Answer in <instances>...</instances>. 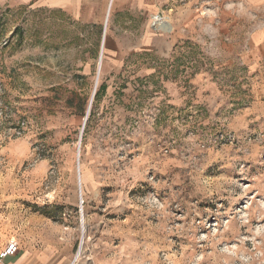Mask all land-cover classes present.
<instances>
[{"label":"rangeland","instance_id":"1","mask_svg":"<svg viewBox=\"0 0 264 264\" xmlns=\"http://www.w3.org/2000/svg\"><path fill=\"white\" fill-rule=\"evenodd\" d=\"M165 13L163 43L103 55L96 86L98 31L0 7V249L264 264V0Z\"/></svg>","mask_w":264,"mask_h":264},{"label":"crops","instance_id":"2","mask_svg":"<svg viewBox=\"0 0 264 264\" xmlns=\"http://www.w3.org/2000/svg\"><path fill=\"white\" fill-rule=\"evenodd\" d=\"M179 2L181 0H0V7L7 10L26 7L60 13L75 25L88 31L96 30L100 33L99 53L103 57L119 55L121 47L126 45L133 46L134 52L143 47L157 48L159 43H163L160 40L163 38L157 36L161 31L157 25L161 21L154 20V17L157 15L165 20V12ZM164 29L170 30L169 25ZM123 36L125 40L122 41ZM68 254V250L19 245L18 253L3 258L0 264H76Z\"/></svg>","mask_w":264,"mask_h":264},{"label":"built area","instance_id":"3","mask_svg":"<svg viewBox=\"0 0 264 264\" xmlns=\"http://www.w3.org/2000/svg\"><path fill=\"white\" fill-rule=\"evenodd\" d=\"M160 18L157 15L154 17V20L157 21V19ZM19 251V245L14 241H8L4 244L2 249H0V261L3 260V258L6 257H13L15 256Z\"/></svg>","mask_w":264,"mask_h":264},{"label":"water","instance_id":"4","mask_svg":"<svg viewBox=\"0 0 264 264\" xmlns=\"http://www.w3.org/2000/svg\"><path fill=\"white\" fill-rule=\"evenodd\" d=\"M100 51H101V49H100ZM100 53H101V52H100ZM101 62H102V53L100 54V58H99L98 66H97V69H98V70H97V77H96V83H95V85L97 84L98 75H99V73H100V71H101V69H100V67H101ZM96 86H97V85H96ZM94 94H95V91L93 92L92 97H91V104H92V100H93ZM89 110H90V107H89V109H88V111H87V113H86L85 116H87V115L89 114Z\"/></svg>","mask_w":264,"mask_h":264},{"label":"bare ground","instance_id":"5","mask_svg":"<svg viewBox=\"0 0 264 264\" xmlns=\"http://www.w3.org/2000/svg\"><path fill=\"white\" fill-rule=\"evenodd\" d=\"M159 19H160V21H162L161 18H158L157 21H159ZM166 25H168V23H165V22L164 23H160V25H157V28H162V27H164Z\"/></svg>","mask_w":264,"mask_h":264},{"label":"trees","instance_id":"6","mask_svg":"<svg viewBox=\"0 0 264 264\" xmlns=\"http://www.w3.org/2000/svg\"><path fill=\"white\" fill-rule=\"evenodd\" d=\"M100 90H102V87H101ZM98 93H99V91H96V93H95V95H94L95 98L97 97Z\"/></svg>","mask_w":264,"mask_h":264}]
</instances>
